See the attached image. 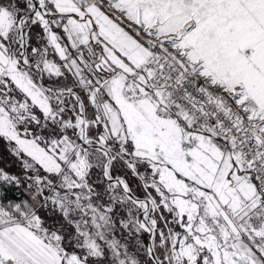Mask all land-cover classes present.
Instances as JSON below:
<instances>
[{
	"label": "snow or ice",
	"instance_id": "6c2138e0",
	"mask_svg": "<svg viewBox=\"0 0 264 264\" xmlns=\"http://www.w3.org/2000/svg\"><path fill=\"white\" fill-rule=\"evenodd\" d=\"M0 264H264V0H0Z\"/></svg>",
	"mask_w": 264,
	"mask_h": 264
}]
</instances>
